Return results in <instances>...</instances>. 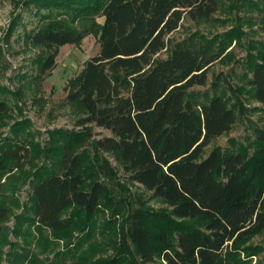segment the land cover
I'll use <instances>...</instances> for the list:
<instances>
[{
    "label": "trees",
    "instance_id": "obj_1",
    "mask_svg": "<svg viewBox=\"0 0 264 264\" xmlns=\"http://www.w3.org/2000/svg\"><path fill=\"white\" fill-rule=\"evenodd\" d=\"M258 1L263 37L247 57L250 76L245 84L264 110V0ZM22 4L33 6L40 17L38 29L27 35L31 45L45 51L34 80L55 66L61 46H80L91 35L99 50L70 82L67 95L69 103L85 114L78 120L84 130L50 131L48 151L57 158V167L33 173L28 204L15 215L12 230L1 222L8 219L9 206L18 203L3 200L2 179L28 161V147L14 139L0 143V264L6 245L8 264H44L29 250L35 239L38 254L46 255L56 244L45 234L61 240L84 225L86 235L96 231L94 217L112 197L99 182L87 185L80 171L77 149L93 138L91 124L111 133L92 140V147L115 154L129 179L167 203L172 217L132 209L127 231L121 232L119 243L112 241L113 254L89 264H133L137 258L148 261L154 255L166 264L242 262L241 254L249 255L243 246L264 230V128L254 127L257 149L250 159L238 151L218 149L203 157L211 140L236 121L223 97L214 96L196 108L190 96L193 87L206 84L222 47L191 35L174 44L165 59L156 58L185 16L209 20L218 11V0H24ZM6 111L0 98V119ZM99 168L112 178L105 163ZM73 207L84 212L83 218L78 211L64 217ZM10 233L15 241L8 239ZM84 241L83 237L78 243ZM96 250L97 246L90 248L89 255ZM79 255L72 264H87L88 251ZM63 262L60 258L56 264Z\"/></svg>",
    "mask_w": 264,
    "mask_h": 264
},
{
    "label": "rangeland",
    "instance_id": "obj_2",
    "mask_svg": "<svg viewBox=\"0 0 264 264\" xmlns=\"http://www.w3.org/2000/svg\"><path fill=\"white\" fill-rule=\"evenodd\" d=\"M23 1L0 0V86L5 89L0 98L7 105V111L0 119V143L4 139H14L28 147L29 155L28 161L20 170H13L2 179L5 184L3 200L7 204L16 201L18 203L14 206L8 205L10 215L1 222L2 226L10 230L14 228L15 215L25 211L28 204L33 173L41 168L53 170L57 167V158L48 151L52 147L50 131L84 130L85 126H79L78 120L84 118L85 114L76 105L69 103L67 95L70 82L79 75L85 62L99 50L96 38L91 35L85 37L80 46H61L55 58V66L40 79L34 80L39 73V60L45 55V51L31 45L27 40V35L38 29L40 17L34 14L33 6H23ZM261 15L258 0H218V11L209 20L193 21L185 16L180 27L166 37V48L156 55L158 59H165L174 44L191 35L214 40L216 47L219 46L220 50L222 47L220 58L209 68L206 84L193 87L190 96L195 101L196 108L214 96L223 97L233 109L236 121L228 132L211 140L204 148L203 157L214 149L238 151L247 159L256 153L257 144L253 130L254 127L264 128V110H261L262 106L251 96L245 81L250 76L247 57L250 53H255L254 48L263 37L260 30ZM96 20L98 23L102 22L100 17H96ZM88 126L93 138L87 145L77 149L82 158L80 171L87 185L101 183L112 198L95 215L97 226L94 233L86 235L87 227L84 225L83 230H74L61 240L45 234L56 244L46 255L38 254V239L32 241L29 250L44 260V264H56L60 258L65 259L64 264H72L75 262L73 257H80L79 254L86 251L87 264L111 256L112 241L117 240L119 243L121 232L127 231L126 219L132 209L139 208L151 214L172 217L167 203L129 179L115 154L92 147V140L109 137L111 133L94 124ZM99 163L108 166L111 179L103 175ZM76 211L83 218L84 212L74 207L68 209L64 217L69 218ZM109 221L111 225H108ZM83 237L85 241L78 243ZM8 239L15 241L17 238L10 233ZM95 246L98 250L89 255L90 248ZM243 247L249 249V255L242 253V262L239 264H264V230ZM9 250L8 245L3 247L1 264H8L6 254ZM133 264L166 262L161 256L154 255L148 261L137 258Z\"/></svg>",
    "mask_w": 264,
    "mask_h": 264
}]
</instances>
